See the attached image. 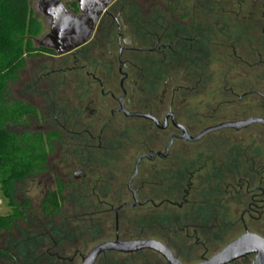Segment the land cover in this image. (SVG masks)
I'll return each instance as SVG.
<instances>
[{"label": "flooded vegetation", "instance_id": "af4514ba", "mask_svg": "<svg viewBox=\"0 0 264 264\" xmlns=\"http://www.w3.org/2000/svg\"><path fill=\"white\" fill-rule=\"evenodd\" d=\"M129 1L115 0L90 41L65 55L31 38L43 117L30 119L44 123L36 132L60 135L57 154L72 173L55 176L116 209V222L122 208L144 204L141 191L155 208L192 197L213 237L193 264L241 239L226 264H264V0H162L154 10ZM63 4L80 15L77 0ZM43 180L45 190L57 183ZM169 190L184 195L170 200ZM121 191L131 201L106 196Z\"/></svg>", "mask_w": 264, "mask_h": 264}, {"label": "trees", "instance_id": "16d2710c", "mask_svg": "<svg viewBox=\"0 0 264 264\" xmlns=\"http://www.w3.org/2000/svg\"><path fill=\"white\" fill-rule=\"evenodd\" d=\"M39 30L40 26L33 17L30 0H0V170H5L8 174L3 181L5 186L7 184L13 186L12 184L17 181L44 172L47 169V157L52 152V148L56 147L55 138L60 137L55 132L30 133L24 129L21 132L14 131L18 125L24 123L25 119L35 116L36 112L24 103H10L7 99L9 83L16 79L17 74L25 66L26 57L30 55L31 47L26 44L32 42L31 38L35 37ZM60 185L61 189L68 188L64 183ZM173 186H178L177 182L170 187ZM75 187L73 186L74 189ZM9 189L5 190V196L12 198ZM70 189V201H77L79 207L83 206L84 212L86 208L93 209L94 203L101 207L96 194H86ZM166 194L170 200L175 198L174 201L177 202L184 195L182 191L177 190H169ZM153 195L162 197L160 191L154 192ZM61 196V192L49 193L42 205L41 213H44L46 217L53 215V212L59 208L58 198ZM106 196H110L115 204H122L130 198V194L124 191L106 194ZM149 196L150 194L146 191L139 192L138 197L144 204L136 208H122L118 213L117 222L116 213L114 214L113 221L116 222L115 225L117 224L120 240H158L166 244L181 260L190 264L197 262L202 253L210 251V245L213 244L211 225L198 222L200 210L194 206L192 197L187 198L188 203L183 208L173 204H164L155 208L145 205ZM201 211L208 214L209 210L207 208ZM102 214L106 222L111 221L109 209L104 210L103 207ZM11 227L12 218L0 217V234L5 230L11 231ZM122 228H126L124 239L120 237ZM38 243L42 245L40 240ZM197 253L200 256L192 258ZM142 254L141 252L136 255ZM105 255L107 254L103 257H106ZM53 257H57V254ZM58 260L62 261V256L59 255ZM107 264H113V262L110 263L108 260Z\"/></svg>", "mask_w": 264, "mask_h": 264}, {"label": "rangeland", "instance_id": "374dc122", "mask_svg": "<svg viewBox=\"0 0 264 264\" xmlns=\"http://www.w3.org/2000/svg\"><path fill=\"white\" fill-rule=\"evenodd\" d=\"M36 2L37 0H30L35 15H37ZM129 2L143 10L162 8V0H130ZM39 20L42 26L35 35L36 38L46 32L44 20L40 16ZM26 45L31 47L30 55L26 57L25 66L17 74L16 79L9 83L7 99L10 103L21 102L32 107L42 118V110L37 109L42 99L38 95V71L36 70L41 59L39 60L38 54L35 53V44L31 42ZM23 122L14 131L21 132L23 128H26L28 132L33 133L37 131L38 126L44 125L41 121L33 123L30 118ZM51 151L49 154L51 159L46 162L47 169L44 171L48 173L42 172L45 175L38 174L17 181L12 184L13 186L8 184L5 186L3 181L8 174L7 171L0 170V217L12 218V230H5L0 234V264H81L82 258L95 246L115 240L117 224L115 225L116 222L114 223L113 219L116 209L104 207V210H110L109 216L112 217L111 221L106 222L102 208L97 203H94L93 209L86 208L84 212L83 206L79 207L77 201H70L71 189L65 183L64 185L68 188L61 189L62 179L55 176V173L62 170L72 174L71 170L67 168L66 161H62L63 157L57 154L56 147H53ZM45 176L54 183L57 182L48 190L44 188ZM7 188H10L12 198L5 196ZM48 192H61L62 196L58 198L59 208L53 212V215L46 217L44 213H41V203ZM127 200L131 201V198ZM125 232L126 228H122L120 236L122 239ZM46 233L49 235H45ZM39 240L42 245L38 243ZM142 253L139 256L136 255L139 253H108L106 257L101 256L96 264H107L108 260L113 264H164L160 256L146 251ZM55 254L57 257H53ZM59 255L62 256V261L58 260ZM198 256L200 254L197 253L192 258H198Z\"/></svg>", "mask_w": 264, "mask_h": 264}, {"label": "water", "instance_id": "95a60500", "mask_svg": "<svg viewBox=\"0 0 264 264\" xmlns=\"http://www.w3.org/2000/svg\"><path fill=\"white\" fill-rule=\"evenodd\" d=\"M114 1L115 0H77L80 9V15L77 16L66 9L63 0H39L37 9L45 16L50 31L43 37L34 39L35 44L40 48L54 51L58 55H65L74 51L90 41L100 16ZM136 174L137 170L132 179ZM137 204L138 201L130 205L136 206ZM243 240L244 239H241L233 243L217 255L205 259L199 264H226L231 261V259L238 257L243 251ZM143 251L156 252L169 264H182L174 254L159 241H124L120 240L118 237L114 241L103 242L95 246L82 258L81 264H96L98 259L106 253L135 254Z\"/></svg>", "mask_w": 264, "mask_h": 264}]
</instances>
